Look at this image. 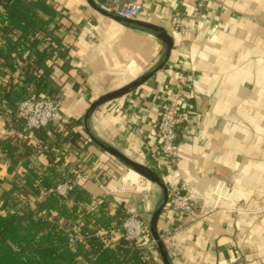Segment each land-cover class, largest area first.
<instances>
[{
	"label": "crops",
	"instance_id": "crops-1",
	"mask_svg": "<svg viewBox=\"0 0 264 264\" xmlns=\"http://www.w3.org/2000/svg\"><path fill=\"white\" fill-rule=\"evenodd\" d=\"M198 1H143L137 19L170 33V58L146 83L100 106L91 128L102 141L156 171L170 193L185 188L192 195L196 215L166 208L160 218L174 264H264V0H212L201 14ZM48 3L58 11L54 24L60 25L67 54L54 74L64 123L83 120L100 96L130 84L163 54L155 37L101 15L87 0ZM180 74L191 89L179 83ZM175 103L191 121L180 129L179 160L170 165L158 126L163 110ZM87 148L71 152L57 168L62 174L70 173L69 162L80 168L84 176L76 184L93 196L87 208L106 201L114 215L124 202V209L149 217L163 199L161 189L111 162L96 145ZM64 150L66 145L53 148L56 162ZM80 158L92 163L87 166ZM0 159V173L8 178L18 173L23 181L22 164L10 173L9 161ZM31 162L39 174L52 165L40 149Z\"/></svg>",
	"mask_w": 264,
	"mask_h": 264
},
{
	"label": "trees",
	"instance_id": "trees-1",
	"mask_svg": "<svg viewBox=\"0 0 264 264\" xmlns=\"http://www.w3.org/2000/svg\"><path fill=\"white\" fill-rule=\"evenodd\" d=\"M57 16L48 0H0V115L11 118L15 131L21 130L18 108L26 97L59 95L61 86L54 74L64 66L67 54L60 25L54 24ZM62 120L36 129L33 138L37 145L30 137L22 145L10 137L0 138V153L10 163L9 172L19 164L26 170L22 185L10 182L11 188L0 196V264H144L136 243L125 240L114 248L98 237L70 246V223L82 219L83 233L115 229L122 224L125 203L120 202L112 215L106 201L87 211L84 207L93 203V196L79 185H74L66 198L55 192L65 181V173L57 169L64 157L56 162L53 148L66 145L80 150L82 142L86 143L75 130L84 127V119ZM36 149L52 164L42 174L31 167ZM3 183L0 180V191ZM20 196L34 197L35 207H18Z\"/></svg>",
	"mask_w": 264,
	"mask_h": 264
},
{
	"label": "built area",
	"instance_id": "built-area-1",
	"mask_svg": "<svg viewBox=\"0 0 264 264\" xmlns=\"http://www.w3.org/2000/svg\"><path fill=\"white\" fill-rule=\"evenodd\" d=\"M144 0H130L121 6L119 0H105L101 6L103 9L114 13L120 17L137 19L142 11ZM212 0H199L197 4L198 14L210 4ZM179 83L189 89L192 88L186 75L180 74ZM179 97V95H176ZM59 96L50 97L46 95L37 96L31 94L26 97L18 108V115L23 120L19 136L30 137L36 129L45 128L51 122L58 121L61 116V101ZM179 100L180 99H176ZM191 121V115L183 111L179 103L166 107L159 121L158 137L161 141V151L168 157L170 165L177 164L179 160V145L177 140L181 127ZM67 148V147H66ZM3 155L0 153V158ZM78 183V182H76ZM75 182L62 181L59 183L55 192L61 197L66 198L69 191L74 187ZM170 204L174 211L188 215H196L198 207L194 202L192 195L184 188H178L170 193ZM126 216L120 227L112 230L99 228L94 234L83 233L84 221L79 219L69 224L70 228V246L75 248L78 243L86 244L88 238L98 237L100 241L109 247H117L122 240L136 243L137 249L142 253L144 264H153L150 262V256L146 249H153V243H150L151 233L148 224L135 213L131 207L126 208ZM147 240V246L140 245L139 241ZM152 253H154L152 251Z\"/></svg>",
	"mask_w": 264,
	"mask_h": 264
},
{
	"label": "water",
	"instance_id": "water-1",
	"mask_svg": "<svg viewBox=\"0 0 264 264\" xmlns=\"http://www.w3.org/2000/svg\"><path fill=\"white\" fill-rule=\"evenodd\" d=\"M88 4L92 9L97 11L103 16L109 17L116 22L124 25L125 27H128L130 29H134L137 31H141L147 34L152 35L155 37L157 40H159L163 46H164V51L163 54L160 58V60L145 74L131 82L130 84L126 85L125 87H122L116 91L107 93L105 95L100 96L96 101H94L89 109L87 110L85 116H84V129L91 138L92 142L95 143L98 147L103 149L104 151L110 153L114 157H116L118 160H120L122 163H124L127 167H129L132 171L135 173L143 176L144 178L148 179L150 182H152L154 185L158 186L162 193H163V199L159 206L156 208V210L151 214V219H150V231L157 242L158 249L160 251V254L162 256V259L165 264H174L169 252L167 250V247L163 243L161 233L159 232V219L162 215L163 210L168 204L169 201V190L165 184L164 179L153 169L138 163L129 157H127L124 153L119 151L116 147L102 141L99 139L94 132L92 131L91 128V118L93 114L96 112V110L112 101L115 100L119 97H122L126 94L131 93L135 89H137L139 86L142 84L146 83L148 80H150L157 72L162 70L165 65L167 64L171 52L174 48V38L170 35V33L163 27L147 23L138 19H130V18H125V17H120L114 13H111L101 6L102 4L105 3V0H87ZM182 130H180L179 135H181ZM180 137L177 140V144H180Z\"/></svg>",
	"mask_w": 264,
	"mask_h": 264
},
{
	"label": "rangeland",
	"instance_id": "rangeland-1",
	"mask_svg": "<svg viewBox=\"0 0 264 264\" xmlns=\"http://www.w3.org/2000/svg\"><path fill=\"white\" fill-rule=\"evenodd\" d=\"M54 96H58L57 94H55ZM59 101H61V104H62V99H58ZM62 107V106H61ZM61 119H64V117L62 116V114H61ZM9 120H7V117H5V116H1L0 115V135L2 136V137H10V138H12L15 142H17V144H19V145H22L28 138H26V137H21V136H19L18 135V133H16V134H12V135H9L8 133L9 132H12V130H13V123L11 122V118H8ZM22 125V124H21ZM22 127H20V129H21ZM5 129V131H4V133H3V130ZM82 129V136H83V139H84V141H86V143L85 142H82V145H83V147H79V149L80 150H78V149H76V148H71V149H68V151L67 150H64L63 152H64V154L62 155V157H64V159H65V162H66V159L68 158V155L69 154H71V152H73V153H75V152H78L79 154H80V151H84V149L86 150V149H88L87 147L88 146H90V145H96L95 143H93L92 142V140H91V138L89 137V135L87 134V132L85 131V129H84V127L83 128H81ZM16 131H18V132H20L19 130H16ZM13 133V132H12ZM8 134V135H7ZM2 137H0V138H2ZM16 139H17V141H16ZM97 146V145H96ZM98 147V146H97ZM100 148V147H99ZM101 149V148H100ZM102 151H104L103 149H101ZM107 155H110L109 156V158H110V161L111 162H113V163H115V164H117V165H119V166H121L124 170L126 169V170H131L129 167H127L124 163H122L120 160H118L116 157H114L113 155H111L110 153H108V152H106V151H104ZM80 160H82L81 161V163L82 162H84L87 166H89V164H91L92 162H90V161H88L87 160V162H85L84 161V159H81L80 158ZM137 162V161H136ZM139 163V162H138ZM79 165H81V164H79ZM68 168H71V170H70V173L69 174H66L65 173V175H63L62 177H63V179H65V180H67V181H70V182H72V183H74L75 182V184H76V182H78V181H80V178L78 177L79 175H81V176H84V175H82L83 173L82 172H80L79 170H80V168L78 167V166H75L74 164H72V163H70L69 162V166H67ZM0 170H1V168H0ZM78 171V172H77ZM132 171V170H131ZM64 174V173H63ZM139 175V174H138ZM17 176H18V173L15 175V176H13L12 178H8L7 176H4V173H0V177H5V179H4V182L6 183L8 180H10V181H14L15 183H16V185H18V187L19 186H21L22 185V180L21 179H17ZM142 179H143V181H145V182H149V183H152V182H150L148 179H146V178H144L143 176H141V175H139ZM19 177V176H18ZM20 178V177H19ZM6 179H8V180H6ZM106 179V178H105ZM104 179V180H105ZM76 185H78V184H76ZM158 187V186H157ZM11 187H10V185H9V182L7 183V184H2V188H1V191H0V196L2 195V191L4 190V191H6V190H9ZM159 188V187H158ZM169 194H170V192H169ZM35 198L34 197H30V198H26V196H20V198H19V206L18 207H27L28 205L30 206V207H35ZM170 201H171V198H170V196H169V203L167 204V206L165 207V209L166 208H169V209H171V210H173L172 209V207H171V205H169L170 204ZM21 203V204H20ZM87 211H90L88 208H87V206H85L84 207ZM95 210V209H94ZM94 210H91V211H94ZM156 210V209H155ZM154 210V211H155ZM153 211V212H154ZM126 209H124V217H123V219L125 218V216H126ZM152 212V213H153ZM152 213H150V215H149V217H147V218H143L140 214H138V213H136L137 215H139V217L141 218V219H143L147 224H148V226H149V223H150V219H151V214ZM161 218V217H160ZM123 221V220H122ZM159 222H160V219H159ZM121 226V225H120ZM120 226H118V227H120ZM158 227H159V225H158ZM149 229H150V226H149ZM159 232L161 233V237H162V240H163V243L165 244V246L167 247V238L169 237V232L168 233H165L164 231H162V230H160V227H159ZM150 233H151V231H150ZM150 243H153V245H154V247H153V249H146V252L148 253V255L150 256V262H152L153 264H165L164 263V261H163V259H162V256H161V254H160V251H159V249H158V246H157V242L155 241V239L153 238V236H152V234H151V240H150ZM167 250H168V252H169V255H170V257H171V259H172V261H173V258H175L174 256L175 255H172V253L169 251V249L167 248ZM152 251L154 252V253H152ZM174 263V262H173Z\"/></svg>",
	"mask_w": 264,
	"mask_h": 264
},
{
	"label": "bare ground",
	"instance_id": "bare-ground-1",
	"mask_svg": "<svg viewBox=\"0 0 264 264\" xmlns=\"http://www.w3.org/2000/svg\"><path fill=\"white\" fill-rule=\"evenodd\" d=\"M134 172V171H133Z\"/></svg>",
	"mask_w": 264,
	"mask_h": 264
}]
</instances>
